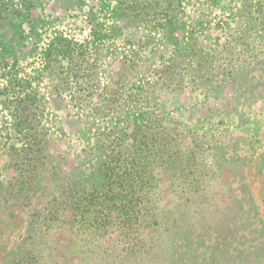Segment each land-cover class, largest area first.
I'll return each instance as SVG.
<instances>
[{
	"label": "rangeland",
	"instance_id": "1",
	"mask_svg": "<svg viewBox=\"0 0 264 264\" xmlns=\"http://www.w3.org/2000/svg\"><path fill=\"white\" fill-rule=\"evenodd\" d=\"M154 1L152 13H159L163 4ZM179 1L184 21L200 27L198 41L209 58L202 68H187L176 97L166 89L156 95L167 107L166 123L183 139L179 155L194 151L193 174L185 178L178 163L155 162L152 221L147 224L143 204L141 227L131 231L117 220L96 227L98 207L81 216L66 205L69 181L102 189L93 172L104 154L83 151L104 144L98 137L104 123L91 112L101 103L90 102L83 117L89 142L84 139L72 102L82 91L75 70L60 57L45 58L57 36L89 41L90 12L105 29L126 25L108 16L116 0H0V264H264V0ZM171 31L174 39L183 33L177 22ZM118 48L123 54L124 45ZM85 51L86 61L95 62L94 50ZM107 52L85 95L115 88L119 63ZM142 57L141 65L148 54ZM86 63L83 69L90 68ZM146 80L153 82L134 74L122 93L141 91ZM33 119L37 133L51 140V159L31 161L30 171L19 168L27 140L18 127ZM146 121L140 112L118 126Z\"/></svg>",
	"mask_w": 264,
	"mask_h": 264
},
{
	"label": "trees",
	"instance_id": "2",
	"mask_svg": "<svg viewBox=\"0 0 264 264\" xmlns=\"http://www.w3.org/2000/svg\"><path fill=\"white\" fill-rule=\"evenodd\" d=\"M75 1L78 5L83 2V0ZM160 1L163 4L160 12L152 13L156 9L154 0H116V5L110 9L108 16L112 19L126 20V25L118 27L113 23L105 29V25L98 21L93 12H90L91 36L86 44L57 36L51 41L49 50L45 53V58H49V61L53 56L60 57L72 66L71 73L75 70L73 78H77L82 91L74 93L72 102L74 108L80 112L77 113L78 124L83 127L79 132L87 142L90 131L86 129L83 117L90 108V102L101 103L99 110L95 106L91 112L94 118L104 123L103 128L98 129L100 133L98 137L103 138L104 144L100 146L90 144L83 152L93 157L98 152L104 154L103 157L95 158L93 172L98 178L103 179L102 189L88 191L82 179H78V182L72 180L67 183L70 196L66 201V205H71L78 211L76 213L82 210L81 216H85L84 213L89 212L93 206L98 207L94 216L95 220H98L96 226L98 228L107 229L109 225L116 223L114 222L116 220L118 222L116 225L129 226L131 231L136 226L141 227L140 216L143 209H146L142 207L143 204H146L148 210L145 216L147 224L151 223L152 220L148 218L153 211L155 162L162 161L171 165L178 163L181 173L186 175L185 178L193 174L190 163L194 158V151L188 147L185 155H179L181 151L177 146L183 142V139L177 133V129L172 128L171 123H166L167 107L156 93L158 89H166L173 92L176 97L175 95L182 90L180 89L183 82L182 75L188 72L187 68H192L191 65L195 63L200 68L204 67L209 55L198 41V35L202 33L199 31L200 27L198 29L196 24L188 25L184 21L183 3L179 0ZM176 22L182 26L183 33L179 38L174 39L171 37V28ZM135 23L139 26H134ZM140 25L144 26L142 32L139 29ZM119 43L124 45L123 54L118 53ZM88 47L94 50L96 56L92 64L86 61L85 49ZM105 50L111 52L114 61L119 63L113 81L115 88L111 92L105 88L101 96H96L91 91L85 95L84 92L88 88L93 90L95 88L97 78L95 63L105 55ZM144 51L148 54L147 59L144 60V63L149 64L146 69H142L144 63L143 65L140 63L144 58L142 57ZM160 55L165 57L160 58ZM157 58L162 60L159 65L156 64ZM79 60L83 63L88 62L86 64L90 68L83 69V63ZM134 74L146 75L152 78L153 82L146 80L141 91L133 89L126 94L122 93L128 88L127 84ZM140 112H145L146 125L137 124L134 128L127 129L118 126L122 120L127 117L133 118ZM28 117L37 118L36 113L29 114ZM34 119L27 121L25 127H18L27 140L25 149L19 155L22 159L19 168L31 166V161L51 159L48 153L51 140L46 137L47 134L37 133L33 125ZM142 128L145 129L144 132ZM127 138H133V144L125 143ZM33 167L34 170L36 169L35 166H31L30 171Z\"/></svg>",
	"mask_w": 264,
	"mask_h": 264
}]
</instances>
